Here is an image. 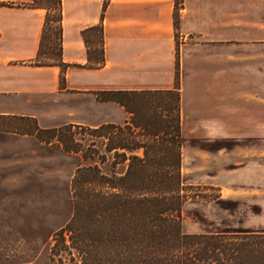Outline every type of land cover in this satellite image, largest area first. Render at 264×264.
<instances>
[{"label": "crops", "instance_id": "crops-1", "mask_svg": "<svg viewBox=\"0 0 264 264\" xmlns=\"http://www.w3.org/2000/svg\"><path fill=\"white\" fill-rule=\"evenodd\" d=\"M60 4V65L33 63L44 10L0 5V115L29 117L42 128L122 124L128 114L118 103L100 100V93L170 89L176 85V70L178 90L184 96L183 100L180 95L181 108L199 111L210 122H226V118L236 116L242 105L245 110L250 109L246 103L241 104L240 94L226 96L225 93L249 89L264 92V33L253 36L247 44L219 33H185L192 20L196 22L188 0H181L177 8L174 0H60ZM219 9L224 23V5L217 3L216 10ZM98 22L102 25L103 64L93 67L87 60L80 30ZM194 69L201 70L202 79L215 76L212 86L208 84L201 93L203 99H211L210 93H217L218 104L198 105L190 100L197 98L194 93L198 92L194 78L188 77ZM241 69H248L254 75L245 87L236 78ZM263 106L260 103L257 108ZM196 137L208 141L201 145L204 166L224 170L249 168L264 174V131L203 132ZM240 140L254 142L241 147L235 142ZM255 184L264 187V181ZM218 186L220 191L232 187L227 183ZM254 192L251 203L264 204V190L259 188ZM225 194L222 191L218 198ZM260 232L264 229L255 225L241 230L200 233Z\"/></svg>", "mask_w": 264, "mask_h": 264}, {"label": "trees", "instance_id": "trees-1", "mask_svg": "<svg viewBox=\"0 0 264 264\" xmlns=\"http://www.w3.org/2000/svg\"><path fill=\"white\" fill-rule=\"evenodd\" d=\"M44 10L36 65H60V0L0 2ZM87 60L103 64L102 25L80 30ZM128 114L122 124H64L42 128L34 121L21 134L56 144L80 163L70 180L69 218L48 232L54 264H264V232L184 233L181 97L178 87L101 92ZM18 120L29 117L13 116ZM72 128L78 129L75 137ZM109 161V172L100 165ZM123 164V172L112 169Z\"/></svg>", "mask_w": 264, "mask_h": 264}, {"label": "rangeland", "instance_id": "rangeland-1", "mask_svg": "<svg viewBox=\"0 0 264 264\" xmlns=\"http://www.w3.org/2000/svg\"><path fill=\"white\" fill-rule=\"evenodd\" d=\"M180 1L174 0V8ZM188 1L192 4L196 22L192 20L187 30L185 27V33H219L241 44L264 33V0ZM217 3L224 5V23L219 15L222 10H216ZM177 22L174 11L176 35L180 33ZM175 72V84L179 88V75L177 70ZM200 72V69H194L189 73L188 77L194 78L198 89L194 93L197 98L190 100L198 105L218 104L217 93H210L211 99H203L201 93L208 84L212 86L215 76H210L211 80L202 79ZM236 78L245 87L254 75H250L248 69H241ZM179 94L184 100L181 91ZM225 94H240L241 104L246 103L250 109L245 110L242 105L236 116L221 123L210 122L199 111L182 109L180 174L189 196L181 207L180 227L184 233L241 230L255 225L264 229V204L251 203V193L259 188L264 190L260 184L259 188L255 187V183L264 181V174L254 173V169L249 168L224 170L203 165L201 145L208 141L197 139V134L264 131V106L257 108L260 103L264 105V92L249 89ZM192 114L196 116L191 118ZM33 123L30 118L18 120L0 115V264H54L48 257V232L58 230L71 214L70 180L80 159L52 142L45 144L20 133ZM71 131L75 137L80 136V130L72 128ZM235 142L248 147L249 142L254 141ZM100 168L109 172V161ZM112 170L116 174L123 172V164ZM222 183L232 187L226 191L222 188L227 196L218 198L222 192L218 184Z\"/></svg>", "mask_w": 264, "mask_h": 264}]
</instances>
